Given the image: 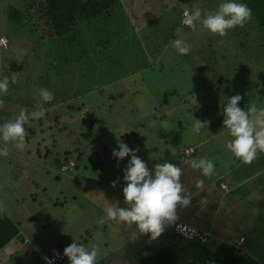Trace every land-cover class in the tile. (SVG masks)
Segmentation results:
<instances>
[{"label":"rangeland","instance_id":"1","mask_svg":"<svg viewBox=\"0 0 264 264\" xmlns=\"http://www.w3.org/2000/svg\"><path fill=\"white\" fill-rule=\"evenodd\" d=\"M134 1L136 14L127 15L121 8L108 17L83 23L76 39L71 38L70 32L66 43L56 41L50 49L42 39H35L34 31L28 30L21 0H0V34L7 39V48H0V76H7L9 82L15 77L11 82L17 85L15 90L20 91L24 101L18 97L16 101L21 103L14 109L15 99L5 101L7 93L0 96V103L3 102L0 123L14 119L13 114L21 104L29 107L25 108V113L32 108L39 110L37 89L51 91L54 101L62 98L60 90L68 87L70 91L73 81L70 86L60 83L55 73H64L60 67L67 73L77 62L70 57L76 58L72 49L77 48L75 42L81 39L86 42L79 49L95 61L103 77L98 76L96 67H88L80 91L104 84L102 95L93 91L84 94L93 115L94 142L80 136L87 127L78 117L81 113L78 109L71 110L72 117H68L64 127L61 124L48 128L46 121H42V125L37 120L26 121V126L32 123L34 133L23 140L22 149L16 148L13 141L7 142L8 153L0 157V207L18 224L19 233L0 249V264H34L31 246L21 244L24 234H36L34 238L42 234L44 241L69 244L87 225H93L94 218L102 216L101 202H116L118 206L121 201L117 196L103 191L105 188L122 197L121 169L128 156L117 162L110 155L112 149L118 147L117 141L129 148L153 147L152 152H143L141 157L149 169L167 157L172 163L180 164L181 175L194 171L186 163L189 158L186 156L192 153L186 150L184 157V150L191 147L196 151L195 157L204 156L217 165L216 169L214 167L217 172L212 176H201L204 182L218 174L221 177V172L229 170L234 181L228 182L231 188L228 194L223 195L218 189L212 194L206 190L194 191L193 199L183 211L193 210L192 202L201 198L210 201L207 208L204 206L207 212H202L201 216L184 212L178 218L208 230L217 242L241 243L239 247L244 249L241 257L236 253L228 264H264V153L257 154L259 162L255 158L251 163L239 164L224 147L230 137L222 128L220 112L226 102L224 98L235 94L241 96L237 103L242 109L252 105L264 107V43L237 46L242 36L253 34L251 31L243 33L245 25L239 26L241 31L239 28L238 31L227 30L222 37L199 26L181 29L178 16L181 5L185 1L193 5L197 0ZM204 2L203 12L215 10L216 7L209 8L210 4L202 0ZM109 35L115 39V45L99 50L104 37ZM187 36L190 51L180 56L171 41L186 40ZM89 44L90 50H86ZM193 49L196 52H192ZM75 67L78 73H83L82 62ZM105 92L116 94L110 99ZM126 92L131 95H123ZM121 97L125 99L122 107ZM77 101L74 104H78ZM10 104L6 112L4 105ZM193 118L208 122L198 134L191 132ZM132 132L136 135H129L128 139L121 135ZM77 137L82 139L78 141ZM3 143L0 141V145ZM65 149L71 150L72 156L81 152V160L88 166H92L91 162L97 163L98 173L104 175V179L83 192L86 184L96 185L94 179L98 181V178L93 169H81L82 162L77 163L79 170L77 176H73L76 180L70 181L65 175L55 179L47 163L56 155L62 156ZM67 166L71 168L72 162ZM252 171L259 172L246 179ZM108 179L115 181V185ZM197 179L196 173L189 176L186 183L181 181L182 187L196 188ZM235 181L240 182L234 188ZM104 228L92 230L85 245L97 246L98 253L105 254L109 247L112 249L121 241L123 235L119 234L125 235L127 231L120 232V224L115 223ZM36 229L39 232L35 233ZM103 241L108 242L107 249L102 246Z\"/></svg>","mask_w":264,"mask_h":264},{"label":"trees","instance_id":"2","mask_svg":"<svg viewBox=\"0 0 264 264\" xmlns=\"http://www.w3.org/2000/svg\"><path fill=\"white\" fill-rule=\"evenodd\" d=\"M21 1L23 3L22 14L23 16H25L24 20L25 22H27L28 30L34 31L35 39L36 40L42 39L46 43L47 47L50 49L52 48L54 42L56 41L60 40L63 44L66 43L67 41L65 39L68 38L70 32L72 33L71 38L76 39L77 35H79L78 33L80 32L78 28L83 23L89 22L93 19L100 20V18L108 17L113 12L120 10L121 8L125 9L128 12L127 15L129 14L134 15L136 14L135 7L137 5L134 0H21ZM206 1L210 4L209 8L213 6L216 7V5L219 2V0L217 1L206 0ZM185 2L183 5H181L178 16L180 17L181 29L183 27H186V29L189 30L190 28L182 23V20L184 19L183 16L184 11L190 13L194 8L199 7L203 15V9L201 7H206V6H205V2L204 4L202 3V0H197V2L194 3L193 5L192 4L188 5L186 4L187 2L186 3ZM242 2L246 3L247 6L251 9V16L244 24L246 27L244 28L243 33L246 34L248 31H251L253 34L250 37H246L245 35L242 36L241 40L237 41L236 44L239 47H244L247 45L262 46L261 45L262 42L264 43V0H242ZM210 10H212V8ZM237 28H239V26L234 27L228 31H233V30L238 31ZM132 30L136 32L137 29H135V27L132 26ZM141 30H143L142 27ZM259 31L261 32V34H259L258 36ZM1 38L4 39V43L0 44V48H7V39L5 38L4 35L0 34V40ZM186 38H187L186 40L185 39L183 40L189 45L191 42L189 41L188 36ZM81 40L82 41L75 42L77 48L75 49H72L73 47L71 48L76 58L70 57V60L73 61L75 59L77 60V62L73 66H71L69 72L66 69L67 73H65L66 72L65 68L60 67L59 70L60 71L63 70L65 74L62 72L55 73L56 76H59L58 81L60 83L65 82V84L70 86V81H73V85L70 87V91L68 90L67 87V90H60L62 97L61 99L57 98V101H54L55 98L53 95V99L51 101L40 103L39 107H42L44 109L43 117L37 119L29 118L27 121L33 122L34 120H37L39 121L40 124L42 123V121L44 122L46 121L45 125L48 128L51 126L60 127L61 124L64 127L68 117L69 118L72 117L71 110L78 109V111L81 112L78 117H80V120L83 122V124L86 123V127H87V130L84 131V133H80V136L83 137L86 141L94 142V140L92 139L93 130H94L93 115L92 112L89 111L90 106L89 107L87 106L90 105V102L87 100V98L84 97V94L86 95L87 93L93 91L96 95L98 94L102 95L103 88L101 86L104 84L103 83L101 85L95 84L92 87L86 88L82 91H80V87L83 83L85 70L87 71L88 67H92V66H94V68L96 67L99 77H103V71L102 70L99 71V67L96 66L95 61L92 62L90 57H88V54L85 51L83 53L82 49H79L81 46L84 47L83 44L86 42L84 41V39ZM103 40L104 42H102L101 45H99L98 48L99 50L101 49L105 50L106 47L115 45L114 44L115 39L113 40L112 35H109L108 37L107 36L104 37ZM90 46L91 45L89 44L85 49L90 50L89 49ZM192 52H196L195 49H193ZM79 62H82L83 65L82 74L78 73L75 67ZM118 77L121 79L120 76ZM14 78L15 77H12L10 80L14 81L13 80ZM11 81L9 82V89L6 92L7 94H5L4 96V98H6L5 101H13L14 99L16 101L18 97L22 99V95L18 93L19 90L18 91L15 90L17 89V85ZM110 82H112V80H110ZM105 93L108 95L110 99L114 98V95L116 94L113 92H110L109 94L107 92ZM123 95L129 96L131 95V93L126 92ZM0 96L2 97V95ZM76 101L79 103L74 104V102ZM124 101H125L124 97H121L120 99L121 107L124 106ZM16 102L17 105L13 104L14 109L18 107V103L20 101H16ZM2 104L0 103L1 111H3ZM11 106L12 104L4 105L5 108L3 109L7 112V107L9 108ZM21 108H23L24 110L25 108L29 109V107H27L26 104L25 105L21 104V106L17 109V111L14 112L13 114L14 117L18 115ZM33 111L36 110L33 108L30 109V111L27 110L26 114L31 113ZM61 112H63L64 115H62ZM24 127H25V132L28 133V135L26 134L24 135V139H27L29 137V133H32L33 135L34 130L32 127V123H30L29 126H26V124H24ZM121 135L125 136L126 139H128L129 135H136V132L124 133ZM77 139L79 141L82 138L77 137ZM74 150H77L76 147L74 148ZM153 150H154L153 147L138 149L135 155L141 158L143 152L148 153V152H152ZM72 154L73 153L71 150L65 149L62 156L56 155L52 160L48 161L47 164L50 165L48 166V169L50 168L53 171L52 174L55 179H58L60 175H65L66 177H68L67 179H69L70 181L76 180L73 176H77L76 172L79 170L77 163L82 162L81 160L82 153L77 152L74 156H72ZM185 155L186 154H184V156ZM256 158L257 161L259 162L260 156H256ZM70 161L72 162L71 168L67 166L68 162ZM84 161L82 162L83 165L81 169L89 168L96 171V174H94V176L98 178V181L94 179L96 185L94 184L91 185L90 183H89L90 185L86 184L82 189L83 192H85L87 189L97 186L99 180L102 178L104 179V175L98 173L99 172L98 167H96L97 163L91 162L92 166L91 165L88 166L86 163H84ZM125 163L126 161L122 165L125 166ZM66 172H71L72 174H67ZM254 172L255 171H252L251 173ZM226 177L227 176L225 175L223 176L222 174L220 178L221 180H225ZM229 177H231V175ZM248 177H246V179H248ZM107 181L110 182L109 179ZM220 182L221 181L219 179L206 186V187L210 186V189L207 190L208 193L211 191V189L215 190V189H219L220 187L222 189L223 195H225L226 193L228 194L229 189L224 183L222 184H224L225 187L220 186L221 185ZM105 191L107 193L106 189ZM67 202L70 203V201ZM209 203L210 201L207 202V204ZM100 216L101 215H99L97 218L93 217L95 219L92 223L93 225L90 224L91 225L90 226L86 224L87 227L85 228L84 232L82 234H78L77 236H75L79 238L80 243H83L85 245V243L88 242L92 230L98 229L99 231H101L105 229L104 227L106 225H111V224L114 225L113 222H108L105 220L104 222L101 221L103 220V214L101 217ZM97 223H98V228H96ZM172 225L170 226L171 229L173 230ZM171 229L169 230L171 231ZM126 231L127 230L124 228V226L120 224V232L123 233ZM37 232H39V229L37 230ZM171 232L175 234L174 231ZM18 233H19L18 224L12 221L0 207V249L6 243L12 240L16 235H18ZM41 235L42 234H39L38 238L37 237L34 238L38 243V245L36 244L37 246H35L36 248L33 249L31 248L34 256L32 258L34 260V264H46V261L43 260V256L49 255L50 250L52 248L58 250L63 256L61 260L58 261L56 264H68L67 257L64 256L62 253L63 248L67 244L61 245L57 242L50 243L44 241L45 239ZM102 235L104 236V234ZM176 235L175 236L164 235L166 236L164 238H162L163 235H159V237L161 238L157 237L153 240H149L147 235L138 236V238H136L134 241H130L128 244L124 245L123 249L120 250V252L119 251L113 252L114 250H109L110 251L109 253L111 254L102 256V252L99 251L96 264H228L232 259V257H235L236 253L239 254L238 257H241L240 256L241 253L244 252V249L242 247H239L241 243H237L236 245H234L223 241L217 242V238L214 236L209 237L208 241L206 242H199V241L188 240L181 236H176ZM242 239L243 238L240 236L238 240L241 241ZM211 241L215 242V246L212 245ZM26 242L27 241H25L23 238L22 244ZM107 245H108L107 241H103L102 246L104 248H107ZM95 247L97 248V246Z\"/></svg>","mask_w":264,"mask_h":264},{"label":"clouds","instance_id":"3","mask_svg":"<svg viewBox=\"0 0 264 264\" xmlns=\"http://www.w3.org/2000/svg\"><path fill=\"white\" fill-rule=\"evenodd\" d=\"M251 16V9L242 0H219L215 10L201 12L199 7L186 13L182 23L189 28H200L224 36L227 30L243 26ZM172 47L179 55L189 52V45L181 38L171 41ZM9 89V78L0 76V95ZM37 105L53 99V93L45 88L37 89ZM226 102L220 109L222 113V128L227 131L230 139L224 143L239 164L251 163L258 153H264V107L255 105L242 109L238 106L239 94L224 98ZM44 109L26 114L21 108L14 119L0 123V157L7 155V142H15V147L23 148L25 122L41 118ZM207 120L193 118L191 132L198 134L206 128ZM117 148L112 149L110 155L119 162L126 155L128 160L121 169L120 179L124 182L121 187L123 206L116 202H106L103 207V219L115 224H121L127 230V239L134 241L138 236L147 235L149 240L157 238L166 226L172 225L176 219L177 208L189 205L191 197L185 192L181 184V167L168 161L156 163L149 169L145 162L135 155L137 148H129L125 143L117 141ZM192 153L191 148H186ZM185 155L186 157L191 156ZM193 170H199L203 178L214 174L213 161L204 156L191 157L186 160ZM113 186L115 181L110 182ZM204 179H197V188L202 187ZM27 241V238H24ZM62 253L67 257L68 264H96L98 250L93 246H86L73 237ZM46 264L52 261L44 257Z\"/></svg>","mask_w":264,"mask_h":264},{"label":"crops","instance_id":"4","mask_svg":"<svg viewBox=\"0 0 264 264\" xmlns=\"http://www.w3.org/2000/svg\"><path fill=\"white\" fill-rule=\"evenodd\" d=\"M188 148H191V147H188ZM193 149V148H192ZM195 153H196V151L195 150H193V152H192V155L191 156H188L189 158L190 157H195ZM185 157V156H184ZM166 161H168V162H171L170 161V158H167L166 157ZM174 164V163H173ZM176 165H180L179 163H176ZM216 166L217 165H214V167H215V169H216ZM214 169V173L215 172H217L216 170ZM193 170V169H192ZM229 170H227V171H223V172H221V175L223 174V176L225 175V176H227L226 177V179L225 180H227L228 179V181L226 182L225 180H221V178H220V175L218 174V175H215V177L214 178H211L209 181H207V182H204V184H203V186L202 187H200V188H197V186H196V188L195 187H193V186H190L189 188H184V190L186 191V193L191 197V199H193V195H192V193L194 192V191H207V190H209L210 189V186L209 187H206V186H208L209 184H211V183H213L214 181H217V180H219L220 179V183H224L226 186H227V188L229 189V192L231 191L230 189V186L228 185V182H230V181H234L233 179H232V177L230 178L229 176H230V174H229ZM257 172H259V171H255L254 173H249L248 174V178H250V177H252V176H254V174H256ZM183 173V172H182ZM196 173V175L198 176V178L199 179H202V177H201V175H200V172L198 173L197 172V170H194V171H189L188 170V172L185 174V173H183L182 175H181V181H183V182H187V181H189V176H192V175H194ZM240 181H235L234 182V184H233V186L232 187H236L237 186V184L239 183ZM216 190V189H215ZM220 190H222L220 187H219V189H218V192L220 191ZM104 191H105V189H104ZM213 190L211 189V191L209 192V193H211ZM208 192V191H207ZM107 193L109 194V195H113V196H117V198H118V200H120L121 202L118 204V206H123V199H122V197H120V196H118V195H116V194H113V193H111V192H109V191H107ZM212 194V193H211ZM117 201V200H116ZM191 202V201H190ZM207 202L208 201H205V199H198L197 201H195V202H192L193 204H194V208H193V210H191V211H188V210H186V211H183L184 209L183 208H180L181 209V211H177L176 213L177 214H179V215H177V220H181L182 221V219H179L178 217L179 216H181L184 212H187L188 214H189V216H201L203 213L202 212H207V210L205 209V207L207 206ZM221 202H222V200L220 201V204H221ZM110 203H112V202H110ZM106 205V202L104 203V202H101V206H105ZM205 206V207H204ZM207 208V207H206ZM177 209H179V207L177 208ZM101 221H103L104 222V219L103 220H101ZM184 222H186V221H184ZM187 223H189V222H187ZM169 229H171V226L169 225V226H166L165 228H164V230L160 233V235H163V237L162 238H164V237H166V236H164V235H169V236H175L176 234H173V232H171V231H173L172 229H171V231L169 230ZM37 232V229H36V231H35V233ZM34 235H36V234H24V235H22V237H21V244H22V239L23 238H27L28 240H27V242L26 243H24L23 245H30L31 246V248L33 249V248H36L35 246H37L38 245V243H37V241L34 239ZM119 235H123V237H121V241L119 242V243H116V247H114V248H110L109 247V245H107V247H109L108 248V250H107V253H102V256H106V255H109V254H111V253H109L110 251L109 250H114L113 252H116V251H119L120 252V250H122L123 249V247H124V245H126V244H128L130 241L127 239V234H119ZM176 236H178V235H176ZM159 237V236H158ZM30 238V239H29ZM159 238H161V237H159ZM10 242V241H9ZM212 242V241H211ZM7 244V243H6ZM5 244V245H6ZM37 244V245H36ZM107 244H108V242H107ZM4 245V246H5ZM212 245L213 246H215V242L213 241L212 242ZM107 249V248H106ZM122 253V252H121ZM32 261V260H31Z\"/></svg>","mask_w":264,"mask_h":264},{"label":"built area","instance_id":"5","mask_svg":"<svg viewBox=\"0 0 264 264\" xmlns=\"http://www.w3.org/2000/svg\"><path fill=\"white\" fill-rule=\"evenodd\" d=\"M186 13L188 12L184 11L183 16H185ZM1 43H4L3 38L0 40V44ZM221 186L225 187L222 183ZM172 228L175 234L188 240L206 242L209 237L212 236L210 232H207V230L200 229L193 224L181 220H176L173 223ZM44 257L49 258L52 261V264H56L63 256L58 250L52 248L49 255L43 256V260L45 261Z\"/></svg>","mask_w":264,"mask_h":264}]
</instances>
